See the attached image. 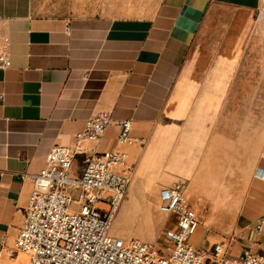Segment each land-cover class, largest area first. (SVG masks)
<instances>
[{
  "label": "crops",
  "instance_id": "crops-1",
  "mask_svg": "<svg viewBox=\"0 0 264 264\" xmlns=\"http://www.w3.org/2000/svg\"><path fill=\"white\" fill-rule=\"evenodd\" d=\"M4 36L1 247L14 248L26 216L32 184L19 174L74 146L105 110L132 120L140 139L126 147L135 164L126 190L159 195L183 182L201 216L196 245L264 254V0H0ZM119 131L111 124L82 146L118 148Z\"/></svg>",
  "mask_w": 264,
  "mask_h": 264
},
{
  "label": "built area",
  "instance_id": "built-area-1",
  "mask_svg": "<svg viewBox=\"0 0 264 264\" xmlns=\"http://www.w3.org/2000/svg\"><path fill=\"white\" fill-rule=\"evenodd\" d=\"M8 45V37L0 38V69L11 66ZM111 124L120 127V147L83 148L84 141L98 140ZM131 130L132 120L96 111L77 134L74 146L55 147L45 167L20 173L22 181L32 184L26 216L14 248L0 246V257L16 258L21 252L27 255L28 264H264V254L251 249L233 255L223 243L207 250L190 242L201 216L186 197V185L179 181L159 191V210L171 223L159 244L112 234L113 219L135 169L126 147L140 139ZM78 155H83V166L74 175ZM263 226L264 220L259 218L256 230L260 232Z\"/></svg>",
  "mask_w": 264,
  "mask_h": 264
},
{
  "label": "rangeland",
  "instance_id": "rangeland-1",
  "mask_svg": "<svg viewBox=\"0 0 264 264\" xmlns=\"http://www.w3.org/2000/svg\"><path fill=\"white\" fill-rule=\"evenodd\" d=\"M137 188L131 186L125 191L123 202L113 219L111 232L116 236H134L159 244L166 227L171 226V223L166 222L168 215L159 210L158 195L152 187H147L144 193ZM200 241L198 228L190 237V242L199 244Z\"/></svg>",
  "mask_w": 264,
  "mask_h": 264
}]
</instances>
